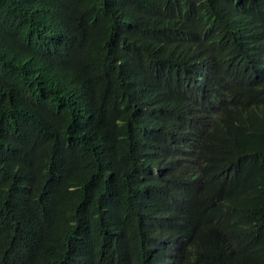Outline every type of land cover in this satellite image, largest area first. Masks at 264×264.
<instances>
[{
  "label": "trees",
  "instance_id": "16d2710c",
  "mask_svg": "<svg viewBox=\"0 0 264 264\" xmlns=\"http://www.w3.org/2000/svg\"><path fill=\"white\" fill-rule=\"evenodd\" d=\"M0 264H264V0H0Z\"/></svg>",
  "mask_w": 264,
  "mask_h": 264
}]
</instances>
